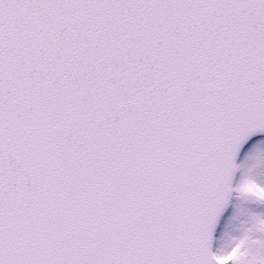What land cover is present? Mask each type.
Returning a JSON list of instances; mask_svg holds the SVG:
<instances>
[{"label":"snow or ice","instance_id":"1","mask_svg":"<svg viewBox=\"0 0 264 264\" xmlns=\"http://www.w3.org/2000/svg\"><path fill=\"white\" fill-rule=\"evenodd\" d=\"M0 264H264V0H0Z\"/></svg>","mask_w":264,"mask_h":264}]
</instances>
